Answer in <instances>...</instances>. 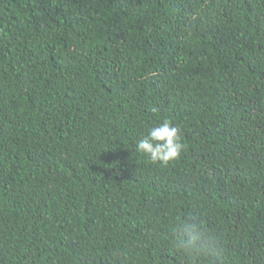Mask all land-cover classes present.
Returning <instances> with one entry per match:
<instances>
[{"label":"trees","instance_id":"trees-1","mask_svg":"<svg viewBox=\"0 0 264 264\" xmlns=\"http://www.w3.org/2000/svg\"><path fill=\"white\" fill-rule=\"evenodd\" d=\"M0 264H264V0H0Z\"/></svg>","mask_w":264,"mask_h":264},{"label":"clouds","instance_id":"clouds-1","mask_svg":"<svg viewBox=\"0 0 264 264\" xmlns=\"http://www.w3.org/2000/svg\"><path fill=\"white\" fill-rule=\"evenodd\" d=\"M138 152L152 161L167 163L176 159L183 150L179 129L164 121L150 128L136 143ZM175 247L178 251L193 256L211 254V245L206 237L204 225L195 218L185 219L174 227Z\"/></svg>","mask_w":264,"mask_h":264}]
</instances>
